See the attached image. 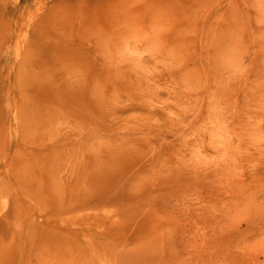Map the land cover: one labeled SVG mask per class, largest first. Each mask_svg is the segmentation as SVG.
Wrapping results in <instances>:
<instances>
[{"label":"rangeland","instance_id":"rangeland-1","mask_svg":"<svg viewBox=\"0 0 264 264\" xmlns=\"http://www.w3.org/2000/svg\"><path fill=\"white\" fill-rule=\"evenodd\" d=\"M0 264H264V0H0Z\"/></svg>","mask_w":264,"mask_h":264}]
</instances>
